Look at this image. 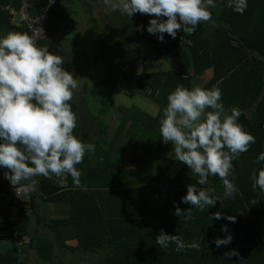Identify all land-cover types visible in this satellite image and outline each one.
Listing matches in <instances>:
<instances>
[{"label":"trees","instance_id":"16d2710c","mask_svg":"<svg viewBox=\"0 0 264 264\" xmlns=\"http://www.w3.org/2000/svg\"><path fill=\"white\" fill-rule=\"evenodd\" d=\"M20 1L0 0V20L7 21L9 14L6 7H13L20 4ZM214 2L217 7L209 9L212 13L211 20L209 23L202 22L197 25L192 35H181L178 32L176 39H172L165 34L164 42H160L157 36L149 34L144 29L136 28L130 33L126 32L128 40L125 42L129 47L137 45L135 35L140 34L157 48L152 53L143 54L141 73L135 81V77L123 73L128 80L134 82L139 96L156 107L157 112L152 116L151 113L135 107L138 110L131 115L127 113L125 121L122 120L119 125L124 131L123 135L112 136L109 141L113 148L108 154L109 182L96 183L94 186L107 187L112 200H122V208L130 209L125 213L123 210L119 214L110 213L105 219L100 207L94 206L95 204L87 203L82 208L73 205L69 219L49 225L58 233V238L48 240L40 247L36 246L42 260L54 262L56 248L60 246L59 248L74 251L78 255L83 252L101 254L102 248L107 249L106 251L109 248L106 256H102L100 264H264V192L259 188L253 191L250 178L254 170L258 174V170L264 168V162L254 163L256 157L264 152V0H247L248 7L242 15L227 6L229 0ZM57 6L51 11L47 32ZM18 32L28 33L22 26ZM208 70H212L213 77L201 87L219 88L225 108L238 107L241 110L238 123L252 134L256 141L246 153L233 160L234 170L230 180L239 191L234 194V198L226 199L222 188L220 194L223 199L212 207L215 208V213L219 211L224 216H235L236 222L216 220L212 218V214L204 217L199 209H192L195 210L193 216L195 220H190L187 239L182 241L191 243L198 237L200 243H209L212 247L208 256H218L214 263L206 259L200 260L192 249L176 251L174 244L163 248L157 245L155 237L151 247L148 228L152 236L157 232L159 234L161 230L169 231V235H176L174 232L180 230L185 222L181 223L179 218V222L172 224L171 219L159 218L158 222L160 221L161 225L156 228L157 221L150 220L149 215L142 209L147 207L144 202L124 199L123 188H130L135 184L128 178L130 176L118 178L116 183L111 177L123 168L119 158H114L120 157V154L127 153L129 162L138 170L149 167L156 158L161 160L163 139L159 132V121L167 104V96L175 90L177 84L191 89L196 77ZM102 79L111 96L121 95L124 87L114 70H109ZM70 104L74 112L80 110V107L71 101ZM103 112L106 113L105 110ZM89 113L92 116L90 111ZM148 130L150 135L147 134ZM153 140L156 141L155 145L151 143ZM189 174L194 175L191 170ZM197 180L198 177L194 175L193 180L189 178V184L204 189L213 186L216 194L222 187V181L218 176H209L207 185H199L196 183ZM9 184L7 181L4 187H0L3 215L0 221V239L8 242L7 245L0 246V264H29L21 259L22 245L14 233L17 232L21 238H27L28 242L23 247L30 245L27 233L33 214L28 215L21 210L19 222L13 229L10 222V207L15 202V195L9 192ZM113 188L119 191L111 192ZM124 201L131 203L126 205ZM136 209L137 211L133 212ZM225 225L233 236V241L227 246L217 248L212 241L215 238H225L226 234L221 231ZM61 230L69 231L68 237L77 240L76 247L66 244L65 238H61ZM233 249L239 252L240 258L232 257L230 260L224 258L223 253ZM203 255L207 257L205 251ZM181 256L189 257L190 263L181 259ZM173 258L177 261L172 262ZM71 263L75 264V261Z\"/></svg>","mask_w":264,"mask_h":264},{"label":"clouds","instance_id":"9594fccd","mask_svg":"<svg viewBox=\"0 0 264 264\" xmlns=\"http://www.w3.org/2000/svg\"><path fill=\"white\" fill-rule=\"evenodd\" d=\"M113 12L131 18L134 14L155 17L150 19L147 32L160 42L167 34L176 39L177 33L192 35L197 25L212 18L210 8L217 7L214 0H102ZM228 7L243 14L247 0H229ZM143 26H137V30ZM61 56L39 47L27 32H8L0 37V168L3 178L10 182L17 196H27L37 184V176L51 179L70 175L73 185L82 188L81 171L86 154H93L96 146L81 141L74 130L77 116L70 101L80 89V78L63 67ZM138 75L140 72L138 71ZM238 107L225 108L219 88L191 89L177 84L167 96V104L159 121V132L164 143H171L177 161L187 166L198 177L197 184L207 185L209 176L222 181L224 198H234L238 187L228 177L233 172V160L246 153L255 137L238 123ZM264 162L261 152L254 163ZM252 189L264 192V168L251 175ZM215 189H197L187 186L181 203L190 205L182 210L174 204V215L185 223L193 219L192 209L215 206L220 197ZM255 203V201L253 202ZM212 218L226 219L232 223L236 217L221 212ZM225 238H215L217 248L229 245L233 236L222 226ZM157 245L167 248L176 245V251L199 250L201 243H184L178 235L163 230L156 236ZM224 258H240L236 250L223 253Z\"/></svg>","mask_w":264,"mask_h":264},{"label":"crops","instance_id":"0c3cea01","mask_svg":"<svg viewBox=\"0 0 264 264\" xmlns=\"http://www.w3.org/2000/svg\"><path fill=\"white\" fill-rule=\"evenodd\" d=\"M21 1L20 4H15L13 7H6L9 18L7 21L0 20V37L5 36L10 31L13 32L16 30L15 32H18L21 30L20 19L19 21L15 20L16 16L19 15L18 9ZM32 1L35 4V8H41L46 2V0ZM152 18L155 17L141 15L139 13L129 18L124 14L113 12L107 8L103 5L102 0H64L55 9L54 16L50 21L48 39L42 44V47H48L50 52L61 56L64 60L63 67L65 70L71 72L74 78L81 79L80 89L71 101L74 105L80 107V110L75 112L77 116V127L74 130V135L85 143L94 144L96 148L93 154H86L83 163L76 166L82 173L80 177L82 188L74 187L70 175H65L60 178L53 177L51 179L43 176L34 178L37 184L26 196L25 202L26 207L33 209V216L27 233L30 245L20 249V256H23L22 252L25 249L24 260L21 257L22 261L29 264H36L35 260L39 264H72L71 262L75 261V264H80V261L84 259L85 264H91L90 255H97L101 261L102 256L105 257L109 251V248L108 251L102 248V255L89 252H83L78 255L70 250V256L66 259L63 253L66 249H61L58 246L54 256L55 261L50 263L40 258V253L36 249V246L40 247L46 241L58 238V233L49 225L54 224L56 221H66L69 219L73 205L82 208L87 203L95 204L94 206L100 207L105 219L108 218L110 213L119 214L122 210L125 213L130 209L128 207L122 208V200H112L107 187L95 188L94 186L96 183L109 182L110 159L108 154L113 149L109 141L112 136L118 134L123 135V130L119 128L123 119L120 118L118 123H114L110 129L108 126L107 128L93 127V118L91 119V114L89 113L91 109L86 98L89 76L83 68V63L88 58L89 63L95 62V69L97 67H103L105 73L109 70H114L115 73L118 71L126 72L130 77H135V81L138 77V74L135 75V72L139 71L141 73V57L145 53L144 51L137 53L132 50L133 46L129 47V44H126L127 42L125 41L128 40L126 32L132 31L141 25L147 31V26ZM94 36L103 41L99 44V49L103 51L102 62L99 59L95 60L90 58L88 48L92 45H88L87 41L93 40ZM98 60L101 64H99L100 62ZM212 77V70L203 72L196 77L194 86L206 85ZM148 133H150L149 130L147 131ZM151 143L154 144L156 141L153 140ZM127 147H130V145H127ZM117 148H119L118 144ZM120 157L118 158L121 160L123 168H121L122 170L120 172H115L111 175L112 180L116 183L118 182V178L129 175L130 177L128 178L135 182L130 188H123L124 199L140 200L141 203L144 202L147 207H143L142 209L149 215L150 220L154 219L157 221L155 223L156 228L161 225V222H158L159 218H164L165 220L171 219L172 224L179 222L180 217L174 215V204L179 205L182 210L186 211L189 209V205L183 204L180 201L181 197L187 193L189 178L193 180L194 175L189 174L190 170L186 165L180 162H174L176 159L172 152L171 143H164L163 141L161 160L156 158L155 162H151L150 166L143 170H138L129 162L127 153L120 154ZM4 171L5 169L0 168V187H4L7 182L3 178ZM229 179H232V174ZM222 188L218 189V194L215 191L213 193L214 196L220 197V200L223 199V196L220 194ZM115 191H119V189L113 188L111 192ZM130 203L129 201H124L126 205H130ZM136 211L137 209L133 212ZM199 212L202 213L200 210ZM213 213H215V208L210 207L205 208L202 214L206 217L208 214ZM192 215L195 216V210H192ZM2 218V208L0 205V221ZM189 222L181 225V229L174 232L181 240L187 239V233L190 231ZM181 223H183V220H181ZM164 232L169 234V231ZM60 233L62 234L61 238H65L64 240H66L68 246H77V240H71L68 237L69 231L61 230ZM148 233V240H151L150 246L152 247V244L156 241L155 239L153 242L154 237L156 238L158 232L152 236L150 228H148ZM196 241L199 242L198 237ZM7 244L8 242L1 240L0 246ZM211 247L209 243H201L200 249L198 251L195 250L196 257L200 260L206 259L214 263L218 260V256H208L211 253ZM31 249H35L37 253H33ZM203 251L206 252L207 257L203 255ZM182 258L185 262L190 263L189 257L181 256ZM100 261L97 264H100ZM171 261L176 262L177 260L173 258Z\"/></svg>","mask_w":264,"mask_h":264},{"label":"rangeland","instance_id":"374dc122","mask_svg":"<svg viewBox=\"0 0 264 264\" xmlns=\"http://www.w3.org/2000/svg\"><path fill=\"white\" fill-rule=\"evenodd\" d=\"M19 19L20 16L17 15L15 20L19 21ZM206 23H209V21ZM130 32L131 30L129 31V33ZM179 32L181 35H186L183 33L182 30ZM135 40L138 45L136 47L139 50L144 51L146 55L156 51L157 49L153 43H151L147 39L142 38L140 34L135 35ZM87 42L88 45H92L88 48V50L90 51V58H93L95 60L99 59L102 62L103 51L99 49V44H101L103 41H101V39L95 38L94 36L93 40ZM101 62L99 64H101ZM95 66V62L93 61L92 63H89L88 58L86 62L83 63V68L89 76L87 83L88 89L86 98L92 112L91 119L93 118L94 128H96V126H100V128H107L108 126V128L110 129V127H112L114 123H118L120 118L125 121L124 119L126 118L127 113L131 115L136 110H138L135 107H138L143 112L151 113L152 116L156 114L157 108L139 96L134 82L128 80L121 71H118L116 74L120 78L121 84L123 85L124 89L121 95L117 97L111 96L102 81V78L105 75L103 67H97V69H95ZM137 73L138 71L135 72V75ZM103 110H105L106 113L103 112ZM118 157L115 156L114 158L118 159ZM119 162L121 163L120 165H122L121 160ZM228 178H230V176ZM31 251L35 254L37 253L35 249H31ZM63 253L66 256L65 258L68 259V257L70 256V251L64 250ZM22 254L24 256L25 249H23ZM23 256L21 257L24 260ZM89 257L91 260V264H97L100 261L97 255H90ZM84 261L85 260L82 259L80 261V264H85ZM35 263L39 264L36 260Z\"/></svg>","mask_w":264,"mask_h":264},{"label":"built area","instance_id":"2783aa9c","mask_svg":"<svg viewBox=\"0 0 264 264\" xmlns=\"http://www.w3.org/2000/svg\"><path fill=\"white\" fill-rule=\"evenodd\" d=\"M64 0H46L39 11H36L35 4L32 0H22L18 9L20 15V26L24 27L30 36L34 38L37 46L42 47V44L48 39L47 25L50 20L51 11L63 3ZM8 190L15 195V202L10 207V222L15 229L19 222L20 212L24 210L26 214H33V209L26 207V196L19 195L14 191L13 186L9 184ZM15 238L19 241L22 247L27 244L26 237L21 238L17 232L14 233Z\"/></svg>","mask_w":264,"mask_h":264},{"label":"water","instance_id":"95a60500","mask_svg":"<svg viewBox=\"0 0 264 264\" xmlns=\"http://www.w3.org/2000/svg\"><path fill=\"white\" fill-rule=\"evenodd\" d=\"M39 10H40V8H36V11H39ZM132 50L136 51L137 53H139L141 51L136 46L132 47Z\"/></svg>","mask_w":264,"mask_h":264}]
</instances>
